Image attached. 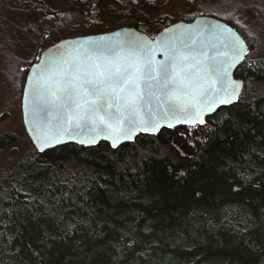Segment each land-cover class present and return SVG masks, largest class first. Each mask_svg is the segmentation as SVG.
<instances>
[{"label":"trees","instance_id":"16d2710c","mask_svg":"<svg viewBox=\"0 0 264 264\" xmlns=\"http://www.w3.org/2000/svg\"><path fill=\"white\" fill-rule=\"evenodd\" d=\"M5 1L6 15L26 21L23 48L36 50L53 34L34 18L67 5L79 10L62 22L69 36L61 39L108 33L98 30L110 18L143 16L162 29L174 24L160 14L168 5L204 0ZM203 16L248 46L227 15ZM235 78L244 83L239 102L195 128L138 136L116 150L27 152L0 177V264H264V57L248 54ZM15 142L0 134V155Z\"/></svg>","mask_w":264,"mask_h":264},{"label":"snow or ice","instance_id":"6c2138e0","mask_svg":"<svg viewBox=\"0 0 264 264\" xmlns=\"http://www.w3.org/2000/svg\"><path fill=\"white\" fill-rule=\"evenodd\" d=\"M109 47L114 54L85 52L55 68L45 66L32 80L35 115L51 114V108L61 113L55 133L41 129L37 120L35 130L40 132L38 139L43 140L41 151L53 142L60 143L62 135L73 133L91 136L80 143L95 144L97 137H102L111 139L116 148L121 140L132 139L138 131L154 133L161 119L169 116L181 123H204L205 111H213L217 103H231L239 95V83L228 77L232 63L217 69L213 47L198 54L165 47L169 56L166 62H156L147 46L137 44L135 51L127 53ZM229 47L235 60L242 58L245 46L238 36ZM161 81L164 100L158 101L154 109L151 97ZM168 126L173 125L169 122Z\"/></svg>","mask_w":264,"mask_h":264},{"label":"water","instance_id":"95a60500","mask_svg":"<svg viewBox=\"0 0 264 264\" xmlns=\"http://www.w3.org/2000/svg\"><path fill=\"white\" fill-rule=\"evenodd\" d=\"M236 36L243 41L245 46V51L240 54L242 58L239 60L234 59L229 47V45L235 43ZM137 44L150 48L154 53L156 62H166L169 59V56L164 52L165 47L183 51L191 50L193 54H198L200 50L206 51L209 47H213V54L217 56V69L220 67H227V63H232V67L228 68V77L230 80L239 83V95L238 97H234L231 103H217L213 111H205L202 115L204 123L219 109L230 107L239 102L244 89V83L242 80L235 78V73L246 59L248 48L244 40L233 28L218 19L199 16L188 23L177 22L162 28L154 37H150L133 27H123L108 33L61 39L44 50L38 61L31 65L22 91L20 109L23 128L26 136L38 154H43L46 151L70 144L83 148H94L99 143H106L112 150H116L124 144L133 143L138 136H156L164 129L171 130L179 127L195 128L204 124L195 123L193 125L192 123H181L177 122L175 117L169 116L167 120L161 119L160 127L154 133L151 131H138L132 139L121 140L116 148L112 147L111 139H104L102 137H97V142L95 144L80 143L79 141L81 140L91 139V136L89 135L86 137L83 134L73 133V136L62 135L60 143L53 142L50 145L44 146L43 151L40 150V146L43 145V140L38 139L40 132L35 130L37 127V120H39L41 129L50 130L55 133L58 130L57 116L61 115V113L56 108H51V114L44 113L42 117H37L35 115L32 80L36 78L37 74L44 69L45 66L48 68H55L56 65L63 61L78 58L85 52L95 53L96 55L114 54L112 48L109 47L114 46L116 51L127 53L129 51H135ZM225 53L228 55L225 56ZM224 86H227V81L224 82ZM217 87H220V85L218 84ZM162 88L163 81L155 86V95L151 97V104L154 109L158 101L163 103L164 96L161 92ZM147 103L148 100L146 99L145 105H147ZM169 122L172 123V127L168 126Z\"/></svg>","mask_w":264,"mask_h":264},{"label":"rangeland","instance_id":"374dc122","mask_svg":"<svg viewBox=\"0 0 264 264\" xmlns=\"http://www.w3.org/2000/svg\"><path fill=\"white\" fill-rule=\"evenodd\" d=\"M4 3L8 2L0 0V134H12L16 142L0 155V177L11 170L27 152L34 149L25 134L20 109L27 72L31 64L37 62L42 52L51 45V41L69 36L62 33L61 24L70 20L79 10L77 6L70 8L67 5L58 15H40L34 18L32 24L39 30L53 34L35 50L30 43L23 48L22 24L26 21L21 17L6 15L2 9ZM205 13L227 15L248 38L247 48L251 59L264 57V0H204L202 4L194 6L174 3L168 5L160 14L166 15L172 23H188V17H199ZM139 25L144 26V33L150 37H154L161 30V26L157 27L143 16H138L134 19L110 18L98 31L111 32Z\"/></svg>","mask_w":264,"mask_h":264}]
</instances>
